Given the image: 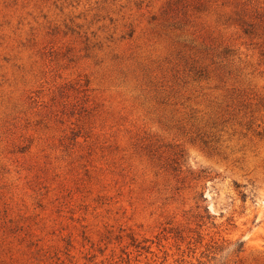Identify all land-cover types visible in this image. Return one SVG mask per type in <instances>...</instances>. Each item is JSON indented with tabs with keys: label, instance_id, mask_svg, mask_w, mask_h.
<instances>
[{
	"label": "rangeland",
	"instance_id": "1",
	"mask_svg": "<svg viewBox=\"0 0 264 264\" xmlns=\"http://www.w3.org/2000/svg\"><path fill=\"white\" fill-rule=\"evenodd\" d=\"M0 264H264V0H0Z\"/></svg>",
	"mask_w": 264,
	"mask_h": 264
},
{
	"label": "trees",
	"instance_id": "2",
	"mask_svg": "<svg viewBox=\"0 0 264 264\" xmlns=\"http://www.w3.org/2000/svg\"><path fill=\"white\" fill-rule=\"evenodd\" d=\"M242 243H243V241H240V242H239V246H241Z\"/></svg>",
	"mask_w": 264,
	"mask_h": 264
}]
</instances>
